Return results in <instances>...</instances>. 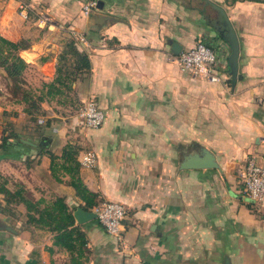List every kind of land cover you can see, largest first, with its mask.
Masks as SVG:
<instances>
[{
    "label": "crops",
    "instance_id": "1",
    "mask_svg": "<svg viewBox=\"0 0 264 264\" xmlns=\"http://www.w3.org/2000/svg\"><path fill=\"white\" fill-rule=\"evenodd\" d=\"M101 1L86 18L83 0H0V35L27 45L25 74L34 68L41 82L53 81L59 54L75 40L91 70L73 87L105 112L97 129L64 119L51 133L20 137L26 145L13 151L21 157L1 156L0 173L33 201L65 196L74 214L83 202L69 176L51 170L50 153L58 163L67 144L80 147L78 159L94 150L97 165L81 166L80 175L97 204L126 207L124 239L97 218L76 220L88 242L75 260L53 232L28 223L23 203L0 193V264H264V208L246 196L240 174L250 153L264 163V0ZM221 10L240 46L235 85ZM199 40L217 52L222 81L194 77L171 60ZM6 74L0 67V106L12 105L14 118L22 102L11 97ZM206 151L220 168H182Z\"/></svg>",
    "mask_w": 264,
    "mask_h": 264
},
{
    "label": "trees",
    "instance_id": "2",
    "mask_svg": "<svg viewBox=\"0 0 264 264\" xmlns=\"http://www.w3.org/2000/svg\"><path fill=\"white\" fill-rule=\"evenodd\" d=\"M27 45L22 41H12L0 35V67H2L7 77L21 81L25 70L29 64L20 55V51L26 48ZM91 70V62L88 54L80 51L75 40L69 41L58 56L56 65V75L53 81L45 83L42 90L46 91L39 95L37 99H33L32 92L23 91L20 102L28 105L25 111L28 115L34 114L38 108L37 103L42 102L45 97L54 98L57 95L66 94L74 89L73 84L78 78L87 75ZM18 91L21 90L17 86ZM56 122L53 117L46 120V125ZM18 144H14L15 141ZM26 145L20 141V137L13 131L2 134L0 138V149H3L4 156H12L13 158L21 157V153L13 151L14 146ZM41 152H46L47 142L40 143ZM80 147L74 144H67L61 155V162H55L56 156L50 153L52 162L51 170L56 172L61 170L63 174L69 176V185L74 189L76 196L83 202V207L92 211L96 206L97 194L92 192L84 183L81 175V164L78 159ZM8 179L0 183V193L5 195L7 202L18 199L27 208L28 223H35L40 227L46 228L53 232L54 241L56 244L64 247L71 254V257L76 260L80 259L87 245V236L82 228L76 224V219L73 210L69 207L65 196H58L53 201L43 202L41 200L33 201L30 193L20 183H15L14 189L7 187ZM77 259V260H78ZM82 264L81 261H79Z\"/></svg>",
    "mask_w": 264,
    "mask_h": 264
},
{
    "label": "built area",
    "instance_id": "3",
    "mask_svg": "<svg viewBox=\"0 0 264 264\" xmlns=\"http://www.w3.org/2000/svg\"><path fill=\"white\" fill-rule=\"evenodd\" d=\"M99 0H83L82 14L90 17L99 9ZM20 14L28 17L27 6L21 2ZM78 39L85 41L81 34L76 35ZM171 60L194 77L208 79L214 82L222 81L219 70V57L217 52L205 41L199 40L194 46L184 48ZM82 125L97 129L105 120V112L94 98L84 101L80 112ZM80 164L83 167L93 168L98 163V157L94 150L86 149L80 155ZM243 190L252 203L264 208V163L260 162L256 153H250L241 170ZM97 219L103 225L108 234L123 241L124 221L127 218L126 207L117 201H103L94 207Z\"/></svg>",
    "mask_w": 264,
    "mask_h": 264
},
{
    "label": "rangeland",
    "instance_id": "4",
    "mask_svg": "<svg viewBox=\"0 0 264 264\" xmlns=\"http://www.w3.org/2000/svg\"><path fill=\"white\" fill-rule=\"evenodd\" d=\"M27 73L28 74H25L24 72L21 81L19 82L7 77L6 74L4 83H8V88L12 94L11 97L14 99L21 98L23 91L25 90L32 92L31 94L33 95V99L39 101L37 97L41 95L43 91H46V89H42L44 84L47 82L43 83L38 79L36 72H34V68L28 69ZM17 86L21 87L20 91H18ZM21 105V108H17L18 116H15L14 118L11 115L14 109L12 105H6L5 108H8L6 111H3L4 107L1 108L0 106V138L2 137L3 133L7 135L11 131L15 132L19 137H27L30 134H36V132H38V134L51 133L49 129L51 125L58 122V120H61L62 122L64 119H66L65 122L74 120L73 124H75L77 128L80 126V128H84L85 130L90 129L82 125L80 112L84 106V102L80 101L76 88H74L72 91H68L66 94L57 95L54 98H48L46 96L42 102L37 103L38 108L35 110V113L31 115H28L25 111V108L28 105H25V103H21ZM19 109H21V112L24 113L22 114V117H19ZM49 117H53L56 122L46 125V120ZM15 118L17 120H15ZM63 125L64 124L62 122V126ZM62 126L53 128L60 129ZM13 141H15L14 144H18V141ZM0 152H3V154H0V158L4 157L5 151L0 149ZM5 178L6 177L0 173V183L4 181Z\"/></svg>",
    "mask_w": 264,
    "mask_h": 264
},
{
    "label": "water",
    "instance_id": "5",
    "mask_svg": "<svg viewBox=\"0 0 264 264\" xmlns=\"http://www.w3.org/2000/svg\"><path fill=\"white\" fill-rule=\"evenodd\" d=\"M103 6L102 1L99 0V8ZM224 16V24L227 25V31L224 32L223 30L220 31L221 35L227 39L228 43L231 47V54L229 56V67L231 72L232 83L235 85L237 78H238V58L240 52V46L237 34L233 25L230 23L229 19H227L226 13L221 10ZM176 53H179V50H175ZM59 119V118H58ZM183 169H198V168H220L219 164L215 161V157L212 153L206 151V154L199 157L188 158L186 161L182 163ZM75 219L79 224L86 223L89 220H93L97 218V214L94 211H87L82 207H79L74 212ZM2 228L9 229V225L4 224L1 226ZM225 264H229V260L225 259Z\"/></svg>",
    "mask_w": 264,
    "mask_h": 264
}]
</instances>
